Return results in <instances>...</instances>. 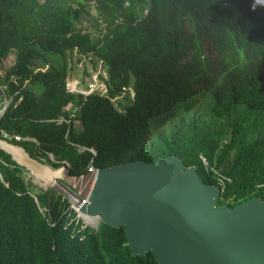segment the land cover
<instances>
[{
  "label": "trees",
  "instance_id": "trees-1",
  "mask_svg": "<svg viewBox=\"0 0 264 264\" xmlns=\"http://www.w3.org/2000/svg\"><path fill=\"white\" fill-rule=\"evenodd\" d=\"M81 57L105 68V94L67 89ZM0 85L12 97L0 128L70 176L91 157L71 142L93 146L98 168L176 155L220 187L218 204L264 200V0H0ZM26 172L0 150V264H159L130 253L123 227L93 229L59 191L34 192Z\"/></svg>",
  "mask_w": 264,
  "mask_h": 264
},
{
  "label": "water",
  "instance_id": "water-1",
  "mask_svg": "<svg viewBox=\"0 0 264 264\" xmlns=\"http://www.w3.org/2000/svg\"><path fill=\"white\" fill-rule=\"evenodd\" d=\"M0 150L46 187L69 176L1 136ZM220 191L176 155L135 159L98 168L80 211L96 227H123L130 253L151 251L159 264H264V200L229 207L217 203Z\"/></svg>",
  "mask_w": 264,
  "mask_h": 264
},
{
  "label": "built area",
  "instance_id": "built-area-1",
  "mask_svg": "<svg viewBox=\"0 0 264 264\" xmlns=\"http://www.w3.org/2000/svg\"><path fill=\"white\" fill-rule=\"evenodd\" d=\"M5 88L6 86L5 85H0V117L1 115L3 114V112L6 110V108L9 106L11 100H12V97H7L6 94H5ZM89 88H94L93 85H89L88 87V90ZM96 90H93L92 92H94ZM17 93V92H16ZM70 117H75V114L73 113V109L71 110V114H70ZM61 122L62 121H65L67 123H69V120L67 119H64L62 118L60 120ZM0 136L11 141V139L15 140V141H22V140H30L26 137H23V136H20L18 134H11V133H8L6 132L5 130L1 129L0 128ZM32 141L35 142V149L37 150V153L40 154L41 151L40 149L38 148V142L34 139H31ZM70 144L74 145L76 150L78 152H84V151H89L91 153V157H90V160L86 166V171L85 173L83 174H80V175H77V176H72L73 177V180H82V179H85L86 183H85V187H86V190L85 191H82L81 189H75L73 187H69L67 184L65 185L62 181V183H59V184H62L65 188H66V191L64 190V193L66 194V196L62 194V197L67 199L68 201V208L71 209L72 211L75 212V215L77 217V219H80L84 225H88L90 226L91 228L93 229H97L96 227V223L93 219H90L88 216L84 215L81 211H80V207L82 204L84 203H87L88 202V194L91 190V187H92V184L94 182V178H95V175H96V172H97V169L98 167H95L94 164H93V157L95 156L96 154V149L92 146V147H84V146H81V145H77L75 143H71ZM46 155H47V158L49 161L51 162H56V159H55V155L50 152V151H45ZM201 159L203 160V162L206 164V161L204 159V157L201 156ZM61 165H65L66 167H68L69 169V165L67 162H62ZM27 171V170H26ZM69 172V171H68ZM69 177H71L69 175ZM25 180H31L32 183H34L33 179L36 178L34 175H32L30 172H26L25 173ZM40 182V181H39ZM218 183L220 185H223V181H222V176L221 175H218ZM91 221H94V225H92V222Z\"/></svg>",
  "mask_w": 264,
  "mask_h": 264
},
{
  "label": "rangeland",
  "instance_id": "rangeland-1",
  "mask_svg": "<svg viewBox=\"0 0 264 264\" xmlns=\"http://www.w3.org/2000/svg\"><path fill=\"white\" fill-rule=\"evenodd\" d=\"M92 17L94 18L96 16L95 11L93 10L91 13ZM91 22V21H90ZM105 25L110 26L111 22H107L105 23ZM104 27V25H103ZM95 31V30H94ZM98 34V32H96ZM205 52L208 53L209 57L213 56L215 54V51H211L208 49H205ZM60 58L57 56H53L52 57V61L53 63H57L59 62ZM14 62V56L13 53H11L10 55H8L6 61H5V65H11ZM71 64V70H70V77L67 80L66 83V87L72 91H78V92H82L84 94H89L91 93L93 90H96L99 94H105L106 92V86L104 81L100 78V76L102 77H106V71L105 68L103 67V65H101L100 62H98L96 64V67L92 66V62L90 60L89 57H81L80 61L76 62L75 60L72 61ZM47 68L46 65L42 66V70H45ZM87 73V74H86ZM89 81L90 84L89 85H93L94 88H89L86 90H83V81ZM130 97H133V92H130ZM114 101V103H118L117 107L119 109H122V105L124 104L123 99L121 98V96L115 97L112 99ZM121 103V105L119 104ZM77 112V108H73V113L76 115ZM65 166V165H64ZM34 183H32V190L35 192L38 189H46L48 187H46L45 185H43L42 183H40L38 181L37 178L33 179ZM80 181V182H79ZM63 183L66 185H68L69 187H73L74 190L75 189H81L82 191L86 190L85 187V179L82 180H73V177H66L65 180H63ZM53 189L63 193L65 196L66 194L64 193V190L66 191V188L62 185V184H57ZM92 225H94V221H91ZM100 222V220H99Z\"/></svg>",
  "mask_w": 264,
  "mask_h": 264
},
{
  "label": "crops",
  "instance_id": "crops-1",
  "mask_svg": "<svg viewBox=\"0 0 264 264\" xmlns=\"http://www.w3.org/2000/svg\"><path fill=\"white\" fill-rule=\"evenodd\" d=\"M37 89H40L39 87H37ZM68 89V88H67ZM69 91H72V90H70V89H68ZM62 118L60 117V118H58V119H56V121L57 122H61L60 120H61ZM21 136V135H20ZM23 137H26V138H28V139H34V140H36L35 138H33V137H29V136H23ZM32 141V140H31ZM37 141V140H36ZM38 142V141H37ZM35 143V142H34ZM72 145V144H71ZM74 146V145H73Z\"/></svg>",
  "mask_w": 264,
  "mask_h": 264
},
{
  "label": "bare ground",
  "instance_id": "bare-ground-1",
  "mask_svg": "<svg viewBox=\"0 0 264 264\" xmlns=\"http://www.w3.org/2000/svg\"><path fill=\"white\" fill-rule=\"evenodd\" d=\"M77 181V180H76ZM80 182V181H79ZM94 217L90 218V219H93ZM95 220H97L96 218H94Z\"/></svg>",
  "mask_w": 264,
  "mask_h": 264
},
{
  "label": "clouds",
  "instance_id": "clouds-1",
  "mask_svg": "<svg viewBox=\"0 0 264 264\" xmlns=\"http://www.w3.org/2000/svg\"><path fill=\"white\" fill-rule=\"evenodd\" d=\"M88 87H89V85H88ZM88 87H87V89H88ZM94 92H97V91H94ZM92 93V92H91ZM42 161V160H41ZM39 181V180H38Z\"/></svg>",
  "mask_w": 264,
  "mask_h": 264
}]
</instances>
